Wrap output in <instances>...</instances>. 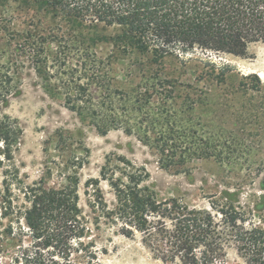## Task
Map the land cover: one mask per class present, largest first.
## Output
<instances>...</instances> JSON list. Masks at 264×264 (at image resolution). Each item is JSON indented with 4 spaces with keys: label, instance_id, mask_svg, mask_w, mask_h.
Listing matches in <instances>:
<instances>
[{
    "label": "trees",
    "instance_id": "obj_1",
    "mask_svg": "<svg viewBox=\"0 0 264 264\" xmlns=\"http://www.w3.org/2000/svg\"><path fill=\"white\" fill-rule=\"evenodd\" d=\"M13 5L20 18L7 15ZM15 25L26 28L9 36L17 56L47 81L52 97H64L70 111L92 119L104 134L117 127L131 133L126 110L113 106L121 94L114 62L134 60L124 69L126 76H155V84L132 90L142 105L133 110L141 111L152 106L158 89L177 88L176 82L159 79L170 75L169 60L198 51L245 58L252 45L264 43V0H0V30L11 33ZM101 45L112 47L111 54L101 57ZM14 60L0 65V168L10 164L2 182V216L10 224L3 231L18 250L8 264H102L108 250L98 247L96 234L104 229L138 239L163 264H223L230 250L246 264H264V201L253 196L242 202L240 191H223L199 208L179 198L159 201L146 168L118 158L87 182L86 212L71 186L55 190L43 181H22L13 154L23 132L1 111L20 79ZM211 69L225 84L228 66L218 74L216 65ZM3 237L0 232L1 243Z\"/></svg>",
    "mask_w": 264,
    "mask_h": 264
},
{
    "label": "rangeland",
    "instance_id": "obj_2",
    "mask_svg": "<svg viewBox=\"0 0 264 264\" xmlns=\"http://www.w3.org/2000/svg\"><path fill=\"white\" fill-rule=\"evenodd\" d=\"M16 9L13 5L7 15L20 18ZM11 29V33L0 30V65L11 66L15 59L20 79L12 85L9 104L1 111L17 120L23 132L13 154L22 181H43L55 190L71 186L78 190L80 207L89 212L87 182L100 178L108 161L125 158L146 168L159 201L179 198L191 207H207L212 196L227 190L240 191L242 202L253 196V201H264V43L252 45L245 58L198 51L179 62L169 60L170 75L159 79L176 82L177 88L158 89L152 106L141 111L136 110L142 105L136 103L132 90L146 82L155 84V76H126L124 69L134 60L114 62V84L121 94L115 95L113 106L120 112L126 110L125 120L134 131L117 127L104 134L92 119L84 121L70 111L64 97L50 95L47 81L29 61L17 56L15 43L9 40L11 34L26 28L15 25ZM112 49L108 45L98 48L101 57L110 55ZM213 64L215 74L228 66L225 84L212 77ZM161 141L168 144L165 149L158 145ZM8 170L10 164L4 162L0 168V232L5 243L0 242V264L11 263L12 253L18 251L3 231L10 224V218L2 216V182ZM101 187L112 200L107 184ZM96 240L100 249L108 250L102 264H163L138 239L124 238L113 230L104 229ZM223 264L246 263L230 250Z\"/></svg>",
    "mask_w": 264,
    "mask_h": 264
}]
</instances>
